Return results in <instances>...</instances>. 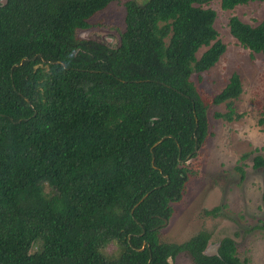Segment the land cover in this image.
Returning <instances> with one entry per match:
<instances>
[{
  "label": "trees",
  "instance_id": "obj_1",
  "mask_svg": "<svg viewBox=\"0 0 264 264\" xmlns=\"http://www.w3.org/2000/svg\"><path fill=\"white\" fill-rule=\"evenodd\" d=\"M117 1L0 0V264H172L182 248L202 264H241L230 238L219 258L200 251L207 232L181 244L160 237L191 175L185 159L208 134L209 105L226 103L216 118L242 117L231 104L237 73L206 100L191 80L225 51L213 0H129L114 44L77 36ZM254 1L264 0L221 8ZM228 27L264 55V21L233 15ZM252 163L264 168V157ZM109 241L116 256L104 253Z\"/></svg>",
  "mask_w": 264,
  "mask_h": 264
},
{
  "label": "rangeland",
  "instance_id": "obj_2",
  "mask_svg": "<svg viewBox=\"0 0 264 264\" xmlns=\"http://www.w3.org/2000/svg\"><path fill=\"white\" fill-rule=\"evenodd\" d=\"M126 1L129 0L110 3L96 13L90 19L91 26L78 31L77 36L114 44L124 27ZM208 6L216 13L214 28L225 51L214 66L200 76L193 74L191 80L206 100L227 84L232 73H237L242 91L231 104L242 117L230 121L216 118L213 113L226 111V103L209 105L208 134L196 155L185 159L192 169L191 175L182 199L173 203L172 216L166 225L160 226V237L168 243L184 242L195 234L201 217L209 219L205 217L206 208L222 206L225 214L220 221L209 219L201 227H217L215 235L232 237L238 257L247 264H264V232L257 228L264 209V168H253L252 163L255 155L264 157V121L259 122L264 119V55L241 47L228 27V19L233 15L251 25L264 21V1L231 10L222 9L221 0H213ZM205 49L201 47L196 56ZM257 129L259 135L249 139V134ZM243 153H249L245 160L240 159ZM237 166L244 170L243 176ZM112 242L104 246V253L111 257L118 254ZM172 264H190V260L186 254H179Z\"/></svg>",
  "mask_w": 264,
  "mask_h": 264
},
{
  "label": "flooded vegetation",
  "instance_id": "obj_3",
  "mask_svg": "<svg viewBox=\"0 0 264 264\" xmlns=\"http://www.w3.org/2000/svg\"><path fill=\"white\" fill-rule=\"evenodd\" d=\"M221 208H222V206L221 207L220 206L219 207L218 206L212 207L211 209H207L206 208L205 211H204V213L206 215L205 217H208L209 219H213V220L220 221L219 218L222 217V216H224V214H225V213H223V210ZM209 219L207 220L206 218L201 217L200 218L199 225H198V228L194 232L195 234L193 236H191L190 238H188L187 240H189L191 238H194V237L197 238L199 233L201 234V236H203V234L207 232L209 235H208V237L206 239V242H205L203 248L200 250L201 253L203 255H205V256H208V257H219V258H221L220 252H219L220 247H221V243H222V241L225 238H230L234 242V245H235V248H234V254H235V256L238 258V260H239V262L241 264H247V261L246 260H241L238 257V255H237V249H236V241L232 237L224 236L221 233L215 235L216 234L217 227H214V228H211V229H206V228H202L201 227V226H203L204 222L205 221L206 222L209 221ZM168 220L169 219H166V222L163 221V223L160 226L166 225L167 222H168ZM181 243H183V242H181ZM181 243H179V244H181ZM192 250H193V248H191V250H189L188 248H182V249H179L178 250L177 255H179V254H186L189 257L190 264H202L199 261L201 258L198 260V256H196L195 255V252L192 251ZM168 262L169 263H172L173 260L171 258H169L168 259Z\"/></svg>",
  "mask_w": 264,
  "mask_h": 264
},
{
  "label": "water",
  "instance_id": "obj_4",
  "mask_svg": "<svg viewBox=\"0 0 264 264\" xmlns=\"http://www.w3.org/2000/svg\"><path fill=\"white\" fill-rule=\"evenodd\" d=\"M3 2H5V0H2ZM27 57H23L19 63V65H22L24 60H27ZM31 59H35V56H33ZM164 138V137H163ZM163 138L159 139L156 143H154L153 146H156L159 142H161L163 140ZM197 150V145L194 146L193 152H195ZM190 155L187 156V158H189ZM153 160V159H152ZM168 181V178H167ZM151 191H147L141 198L140 200L134 205V207H136L141 201H143L145 199V197L150 193ZM164 222H166V219L164 220ZM146 245V242H143V245L140 249H143Z\"/></svg>",
  "mask_w": 264,
  "mask_h": 264
},
{
  "label": "clouds",
  "instance_id": "obj_5",
  "mask_svg": "<svg viewBox=\"0 0 264 264\" xmlns=\"http://www.w3.org/2000/svg\"><path fill=\"white\" fill-rule=\"evenodd\" d=\"M259 135V130L257 129L254 133L249 134V139H253L254 136ZM255 146V145H254Z\"/></svg>",
  "mask_w": 264,
  "mask_h": 264
}]
</instances>
